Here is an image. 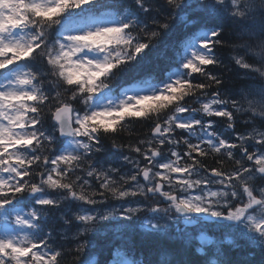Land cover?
<instances>
[{
  "label": "snow or ice",
  "instance_id": "snow-or-ice-1",
  "mask_svg": "<svg viewBox=\"0 0 264 264\" xmlns=\"http://www.w3.org/2000/svg\"><path fill=\"white\" fill-rule=\"evenodd\" d=\"M0 264H264V0H0Z\"/></svg>",
  "mask_w": 264,
  "mask_h": 264
},
{
  "label": "trees",
  "instance_id": "trees-1",
  "mask_svg": "<svg viewBox=\"0 0 264 264\" xmlns=\"http://www.w3.org/2000/svg\"><path fill=\"white\" fill-rule=\"evenodd\" d=\"M228 31L230 33L231 29H229ZM237 43H239V42L237 41ZM228 57H229V52L227 51V46H226V49L223 52V55L221 57L223 59V61H224V64H228L229 63ZM210 69H211V66H210ZM211 70H213L214 72H217V73H220L222 71V69H211ZM223 71H225L226 75L230 74V73H227L226 70H223ZM133 128H134V130L131 133L130 137H129L128 133L123 134V141L124 142H127L129 140V138H131L132 142H135L137 139L145 138L146 134L148 133V127L146 125L142 124V123L137 122L133 126ZM133 155H135V154H133ZM215 235L219 236L221 234L220 233H215ZM226 247H228V246L226 245ZM256 258L259 259V255L258 254H257ZM101 259L103 260L104 256H101Z\"/></svg>",
  "mask_w": 264,
  "mask_h": 264
},
{
  "label": "rangeland",
  "instance_id": "rangeland-1",
  "mask_svg": "<svg viewBox=\"0 0 264 264\" xmlns=\"http://www.w3.org/2000/svg\"><path fill=\"white\" fill-rule=\"evenodd\" d=\"M257 51H258V49H257Z\"/></svg>",
  "mask_w": 264,
  "mask_h": 264
}]
</instances>
